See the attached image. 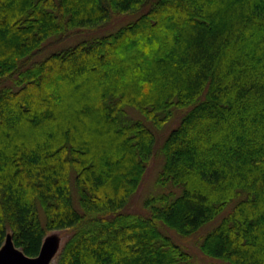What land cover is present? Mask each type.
I'll use <instances>...</instances> for the list:
<instances>
[{
    "label": "trees",
    "instance_id": "obj_1",
    "mask_svg": "<svg viewBox=\"0 0 264 264\" xmlns=\"http://www.w3.org/2000/svg\"><path fill=\"white\" fill-rule=\"evenodd\" d=\"M179 109L157 175L178 192L129 212ZM229 203L202 252L264 264V0H0V248L65 229L55 264H196L162 225L191 235Z\"/></svg>",
    "mask_w": 264,
    "mask_h": 264
},
{
    "label": "rangeland",
    "instance_id": "obj_2",
    "mask_svg": "<svg viewBox=\"0 0 264 264\" xmlns=\"http://www.w3.org/2000/svg\"><path fill=\"white\" fill-rule=\"evenodd\" d=\"M134 15H118L114 16L112 20L104 25L103 27L97 28L94 31H82L77 33H71L67 36H65L64 39L52 42L47 45V47L40 52L34 59L35 61L42 60L45 57H47L50 53L60 51L62 49H65L69 46H72L82 40L88 39L93 35H101L103 33H106L108 31H111L118 27L119 25L130 21L133 19ZM128 113L135 117L140 118L144 122L149 123V121H146V119L143 117V115L136 110L135 108L128 107ZM181 115V111L176 110L172 116V118L165 123L161 128L155 129L154 132L156 134V142L153 154L150 158L149 163L147 164L143 179L136 190V192L132 195L130 198L129 203L126 206V210L129 212H136V213H144L145 209L142 206L143 200L151 195H157L162 192H168V191H175L178 192L177 188H173L168 185L161 186L157 183V175L159 172V169L163 162V156L160 151V146L164 140V137L168 134L170 130H172L177 124L179 117ZM150 124V123H149ZM72 195H73V202L75 207H79L78 200L76 201V189L74 184L72 183ZM232 208V204L229 203L225 209L219 213L215 218L212 220L206 222L203 224L195 233L191 235H185L182 236L178 233H176L174 230L163 226L162 230L166 234H168L176 243L180 244L185 250H187L191 256L192 259L196 264H208L211 262L219 263V264H232L228 261H223L214 257H209L205 255L201 248L200 243L205 236L207 232L212 230L221 220V218L227 214L228 211H230ZM70 233L68 230L65 229H54L50 230L44 237L43 243L46 244L48 248L51 250V258L49 264H55L57 257L62 249V246L64 242L66 241L68 235Z\"/></svg>",
    "mask_w": 264,
    "mask_h": 264
},
{
    "label": "water",
    "instance_id": "obj_3",
    "mask_svg": "<svg viewBox=\"0 0 264 264\" xmlns=\"http://www.w3.org/2000/svg\"><path fill=\"white\" fill-rule=\"evenodd\" d=\"M51 250L42 242L39 253L35 256L26 255L16 247L8 234L0 248V264H49Z\"/></svg>",
    "mask_w": 264,
    "mask_h": 264
}]
</instances>
